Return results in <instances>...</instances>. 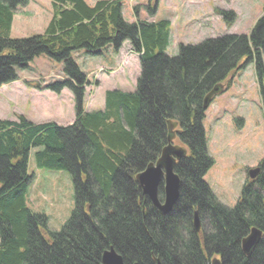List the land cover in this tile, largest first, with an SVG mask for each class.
Returning a JSON list of instances; mask_svg holds the SVG:
<instances>
[{"label":"trees","instance_id":"16d2710c","mask_svg":"<svg viewBox=\"0 0 264 264\" xmlns=\"http://www.w3.org/2000/svg\"><path fill=\"white\" fill-rule=\"evenodd\" d=\"M27 5L28 0H0V86L17 81L16 69L45 55L62 63L68 79L37 89L70 91L75 121L59 127L23 116L0 120V264H100L110 248L124 264H211L212 258L220 264H264V159L259 174L245 181L235 206L228 208L203 181L212 160L202 128L204 100L250 63L264 117V6L248 35L179 44L177 55L169 56L170 21L128 23L121 0L93 6L85 0H50L52 16L43 33L11 39L15 11ZM157 5L154 0L144 7L148 17ZM133 12L137 16L138 7ZM215 12L234 23L231 11ZM124 42L139 54L135 90L106 91L102 111L84 112L86 75L72 53L98 57L108 47L117 52ZM171 122L188 151L175 169L177 201L163 216L135 178L159 158ZM32 151L36 167L65 170L71 177L73 208L59 231L26 206ZM194 212L199 232L192 225ZM253 229L260 237L245 253L242 241Z\"/></svg>","mask_w":264,"mask_h":264},{"label":"rangeland","instance_id":"374dc122","mask_svg":"<svg viewBox=\"0 0 264 264\" xmlns=\"http://www.w3.org/2000/svg\"><path fill=\"white\" fill-rule=\"evenodd\" d=\"M97 1L85 0L90 6ZM121 2L122 17L128 23L137 19L170 21L166 49L169 56L177 55L179 44L196 45L210 38L248 35L264 6V0H158L152 18L144 7L154 0ZM133 7H138L137 16ZM215 10L231 11L235 15L234 23L228 25ZM51 16L50 0H28L25 8L15 11L10 38L25 39L42 34ZM119 50L114 56L108 47L101 56L89 59L83 50L72 53L73 60L86 75L84 112L102 111L106 91L135 90L140 74L139 57H129L131 49L127 42ZM261 59L264 66V53ZM62 70V63L45 55L34 58L25 69H16L18 80L0 86V120L15 121L17 116H23L34 124H71L74 120L72 93L63 89L57 95L37 89V86L43 88L68 79ZM227 83H230L228 88ZM221 86L226 91L213 98L202 121L207 155L212 160L203 181L221 204L233 208L247 180V171L264 159V117L253 63L235 71ZM171 144L183 148L177 136ZM33 153L27 164V173L32 178L26 206L34 213L44 214L50 230L59 231L73 208L71 177L65 170L36 167Z\"/></svg>","mask_w":264,"mask_h":264},{"label":"water","instance_id":"95a60500","mask_svg":"<svg viewBox=\"0 0 264 264\" xmlns=\"http://www.w3.org/2000/svg\"><path fill=\"white\" fill-rule=\"evenodd\" d=\"M211 94L204 100V108L209 104ZM177 126L176 123L169 124L167 146L161 151L160 157L155 164H149L142 172L136 176V181L152 206L158 210L160 214H167L172 209L177 201L179 194L180 180L173 172L174 160L171 156L175 153V158L180 159L184 153L183 148L171 147L170 143L174 136L171 131ZM179 151L173 152L174 150ZM183 151V152H182ZM259 173V168L249 170L247 176L253 180ZM160 183H163V201L160 202L157 197V188ZM199 219L197 212L193 214V228L196 232L199 231ZM260 237V232L253 229L250 234L242 241V249L248 253L254 246L257 239ZM100 264H124L122 257L116 253L112 248L105 251L101 257ZM156 264H161L156 261ZM211 264H220L219 260L213 259Z\"/></svg>","mask_w":264,"mask_h":264},{"label":"flooded vegetation","instance_id":"af4514ba","mask_svg":"<svg viewBox=\"0 0 264 264\" xmlns=\"http://www.w3.org/2000/svg\"><path fill=\"white\" fill-rule=\"evenodd\" d=\"M177 124V123H176ZM169 128V127H168ZM176 130H177V126L171 131V133L173 134V136H174V138L173 139H175L176 138ZM171 143H172V141H171ZM170 143V144H171ZM171 147H178V148H181V147H179V146H175V145H170ZM183 146V149H184V153H183V155L181 156V158L180 159H176L175 158V153L171 156V158L174 160V165H173V172L175 173V169H176V165H178L179 164V162L182 160V159H184L186 156H187V148L186 147H184V145H182ZM173 152H179V151H177L176 149L173 151ZM183 152V151H182ZM152 164H155V163H152ZM176 174V173H175ZM177 175V174H176ZM157 197H158V200L160 201V202H162L163 201V183H160L159 185H158V188H157ZM154 208V207H153ZM156 209V208H155ZM157 210V209H156ZM158 211V210H157ZM171 211V210H170ZM161 215H163V214H161ZM164 215H166V214H164ZM163 215V216H164ZM198 219H199V217H198ZM199 224H200V221H199ZM192 225H193V221H192ZM199 230H200V227H199ZM199 232V231H198Z\"/></svg>","mask_w":264,"mask_h":264},{"label":"crops","instance_id":"0c3cea01","mask_svg":"<svg viewBox=\"0 0 264 264\" xmlns=\"http://www.w3.org/2000/svg\"><path fill=\"white\" fill-rule=\"evenodd\" d=\"M109 49H111V48H109ZM120 51V50H119ZM118 51V52H119ZM130 55H129V57H132V56H137V57H139V54L138 53H133V52H130L129 53ZM111 55H114L115 56V52L111 49ZM99 57V56H98ZM89 58H91V57H88V59ZM92 58H97V57H92ZM88 63H90V62H88ZM93 64V63H92ZM96 64V63H95ZM98 64V63H97ZM133 91V90H132ZM132 91H130V92H132ZM122 92H127V93H129V91H125V90H123ZM73 122V121H72ZM71 122V123H72ZM59 125H61V124H59ZM68 125H70V124H68ZM65 126V125H64ZM67 126V125H66Z\"/></svg>","mask_w":264,"mask_h":264}]
</instances>
